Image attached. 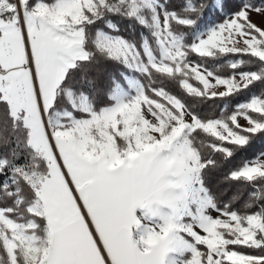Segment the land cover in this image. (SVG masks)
Listing matches in <instances>:
<instances>
[{
    "label": "snow or ice",
    "instance_id": "1",
    "mask_svg": "<svg viewBox=\"0 0 264 264\" xmlns=\"http://www.w3.org/2000/svg\"><path fill=\"white\" fill-rule=\"evenodd\" d=\"M254 15L0 0V264H264V150L233 163L264 143Z\"/></svg>",
    "mask_w": 264,
    "mask_h": 264
},
{
    "label": "trees",
    "instance_id": "2",
    "mask_svg": "<svg viewBox=\"0 0 264 264\" xmlns=\"http://www.w3.org/2000/svg\"><path fill=\"white\" fill-rule=\"evenodd\" d=\"M127 35V33H125ZM264 150V143L261 141H256L251 148H249L246 152L241 153L237 156L236 161L233 163H239V161L243 158H250L254 156L255 154L259 153L260 151ZM230 167V165H226L224 168V171H227V168ZM222 178V173L216 174L213 176L211 181V186L213 187L214 191L225 193L224 199H227L230 197L234 192L237 191V187L233 185H229L226 183H221L220 180Z\"/></svg>",
    "mask_w": 264,
    "mask_h": 264
},
{
    "label": "rangeland",
    "instance_id": "3",
    "mask_svg": "<svg viewBox=\"0 0 264 264\" xmlns=\"http://www.w3.org/2000/svg\"><path fill=\"white\" fill-rule=\"evenodd\" d=\"M253 21L257 23L258 25L264 26V18H261L259 16H253ZM243 123V121H241Z\"/></svg>",
    "mask_w": 264,
    "mask_h": 264
}]
</instances>
